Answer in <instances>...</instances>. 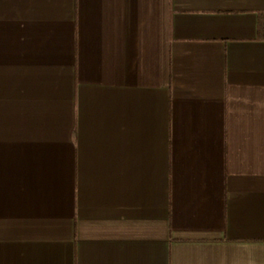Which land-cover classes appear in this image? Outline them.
<instances>
[{
	"label": "crops",
	"instance_id": "1",
	"mask_svg": "<svg viewBox=\"0 0 264 264\" xmlns=\"http://www.w3.org/2000/svg\"><path fill=\"white\" fill-rule=\"evenodd\" d=\"M0 264H264V0H0Z\"/></svg>",
	"mask_w": 264,
	"mask_h": 264
}]
</instances>
